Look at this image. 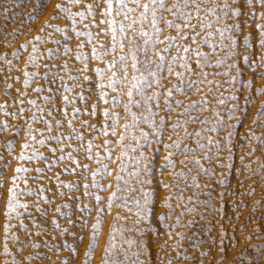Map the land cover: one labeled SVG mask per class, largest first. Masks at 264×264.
Returning a JSON list of instances; mask_svg holds the SVG:
<instances>
[{
    "label": "rangeland",
    "instance_id": "1",
    "mask_svg": "<svg viewBox=\"0 0 264 264\" xmlns=\"http://www.w3.org/2000/svg\"><path fill=\"white\" fill-rule=\"evenodd\" d=\"M89 4L96 10L94 17L86 10ZM97 4L0 0V264H102L109 247L108 264H264V115H258L264 113V47L259 43L264 29L255 27L264 24V5L206 0L203 8L209 11L199 16L210 26L196 28L195 43L180 39L175 28L161 22L164 43L148 46V55L159 63L154 55L159 53L171 63L177 48L163 51L172 43L165 39L170 36L177 37V46H199L212 65L202 70L221 73L207 77L220 86L201 84V91L186 94L174 91L183 107L173 102L172 111L157 97L148 102L149 112L137 104L130 111L124 107L136 75L130 67L133 33L127 31L129 39L121 49L119 25L124 21L116 15L118 6L114 3L112 15L102 16L105 5ZM225 4L241 15L228 12ZM163 16L181 23L172 13ZM112 19V27L100 23ZM237 24L240 30L233 27ZM143 28L152 31L150 24ZM184 34L193 33L185 29ZM135 46H144L141 37H135ZM125 55V65L108 67ZM137 55L144 60L143 52ZM187 55L200 72L195 54ZM98 68L105 70L102 75L96 73ZM174 70L183 71L175 65ZM164 75L167 88L180 85L175 76ZM110 79L120 81L116 91L96 87ZM184 80L196 81L197 76L186 74ZM153 91L165 89L145 88V95L137 94L134 100L143 105ZM101 92L106 94L103 99ZM202 97L211 104L190 109L199 119L184 125L200 135L173 132L177 120H188L181 115L184 108ZM105 110L118 116L114 129L103 116ZM161 117L167 131L160 128ZM206 118L208 123H201ZM158 129L160 136L155 135ZM178 138L179 155L166 164L164 157L177 150L164 145ZM22 154L28 159H20ZM13 187L16 197L10 210L8 190Z\"/></svg>",
    "mask_w": 264,
    "mask_h": 264
},
{
    "label": "snow or ice",
    "instance_id": "2",
    "mask_svg": "<svg viewBox=\"0 0 264 264\" xmlns=\"http://www.w3.org/2000/svg\"><path fill=\"white\" fill-rule=\"evenodd\" d=\"M72 3H76L79 4L82 2V0H71ZM206 2V0H173V3L171 6H169L168 0H98V4H97V8H99V4L103 3L105 5V7L103 8L102 11H100V15L102 16H110L113 13V6L114 3L115 5L118 6V9L116 11V15L118 16H123V21L121 22L119 25V32L121 34L120 36V47L121 49H123L124 45V41L128 40V36H127V31L128 30H132L133 36H132V43L134 45L133 50L131 51V59H132V63L130 65L131 69L133 70L134 73H136V75H133L132 80L133 83L131 84V87L128 89L127 91V95L129 97L128 103L124 105L126 110L130 111V108L132 105L137 104V106H141V107H145L147 109V111L151 112L152 109L149 106L148 102L151 100H156L157 97H160L162 99L165 100V106H166V111H172L173 110V102L175 103L176 106H180L183 107V101L180 100H175L174 97V91L175 92H184L185 94L187 93L188 90H195V91H201L202 89L200 88V85L203 84L205 86L210 85V84H214L217 88L220 86L219 82L215 81V80H209L207 79V77L209 75H221V73H215V74H210L207 72H204L202 69L205 67H211V63L209 61H207L206 59V55L202 52L199 51V46H197V48L193 49L191 47V45L189 44L188 46H177L175 44V41L177 39V37L174 36H170V37H165L166 40L171 41L172 43H169L168 47L163 49L164 52H168L172 47H176L177 48V56L175 57H171V63H169V61L166 59L165 56L160 55L159 53H154L155 56H157L159 58V63L156 62V60L152 59L149 55H148V46H152L154 47L156 43H164L163 40H160V36L163 33V29L159 26L161 22H163L165 24L166 27L168 28H175L178 34V37L182 40H190L192 43H195V41L199 38V33H197L195 30L197 27H206V26H210V25H205L203 23V19L199 16L200 12H205L207 13L209 11V9L203 8V4ZM234 2H239V0H234ZM259 3L261 5H264V0H247V4L248 5H253ZM57 8H60V5L56 6ZM225 9H227L228 12L232 13L233 15L239 16L241 15V12L237 9V10H233L231 8L230 5L225 4L224 5ZM86 10L89 12L90 15H93V17L96 15V10L93 9V6L91 4L86 6ZM139 10V16L136 17V13ZM61 11L67 12L68 9L67 8H62ZM211 11H214V9H212ZM163 13H172L173 16L176 18V20L181 21V23L177 24L175 23V21L173 20H165ZM78 15H80L81 17L84 16V13H78ZM253 16L256 15L255 12L252 13ZM136 17V18H134ZM197 20V24H193L192 20L193 19ZM127 22V23H125ZM100 23H106L108 24L110 27L114 26L116 24L115 19L112 20H102L100 21ZM145 24H150L151 25V32L145 31L143 28V25ZM135 25H138L139 27H134ZM236 30H240V26L234 25L233 26ZM257 30H262L264 29V24H257L256 26ZM185 29H187L189 32L193 33L191 36L184 34L185 33ZM56 31H62L59 27L55 28ZM75 29L73 28V31ZM113 41L117 40L116 37V29L113 27ZM81 35H83V33H80ZM221 37H223L224 33L223 31L220 32ZM139 36L143 39V47L140 46H135V37ZM35 39L39 40L40 37L37 36ZM231 39V38H229ZM245 42L247 43L248 41V37L246 36L245 38ZM89 41H91V34H89ZM204 44H207L208 41L204 40L203 41ZM260 46L264 47V32H262V38L260 40ZM82 46V45H81ZM103 47V45H102ZM36 49L34 48V51ZM67 51H70V49H66ZM112 51H115V43L113 44V47L111 49ZM139 52H143L144 53V60L141 61L137 55V53ZM180 53H184L185 55H180ZM189 53H194L195 57H197V59L195 60V63L197 65L198 68L201 69L200 72H196L192 66L190 61L193 60V56L192 55H187ZM93 54H95V49H93ZM105 55L107 54V52L104 53ZM213 54H215L213 52ZM228 55H234L233 53H228ZM79 59V57H77ZM97 58H101L99 56H97ZM202 59H203V63H202ZM128 60V56H121L119 58V61L114 62L112 65H109L108 67H114L116 66V64H120L121 66L125 65L126 62ZM245 62H249V57H244ZM218 64H222L223 60H220L217 62ZM138 65H140L143 68V71H141V67H138ZM174 65L178 66L179 68L183 69V71H175L174 70ZM122 70L124 71V78H127V69L122 67ZM97 74L102 75L104 73V69H96L95 70ZM165 73H167L168 75L171 76H175L177 78L178 81H180V85H183V87H181L180 85L177 84H173L171 88H167L166 85L162 84V81L166 78L165 77ZM186 74H190L192 76H197V80L193 81V80H188L187 82H185L184 77ZM264 75V74H262ZM116 76V73H113V77ZM85 80H88L89 77L85 76L84 77ZM120 81L115 80V79H110L109 83L107 85L101 83L96 85V87H99L101 89H103L104 87H108L111 88L113 91H116V88L114 87L117 83H119ZM25 83L27 84L28 81H25ZM195 85V88H194ZM148 88V89H152V88H156V89H165V91L163 92H158V91H153L151 93V95H149L147 97V100H145L143 102V105H139L137 101L134 100V96L139 94V95H145L144 89ZM259 91V90H258ZM208 92L210 94L214 95V91L212 88L208 89ZM106 94L101 92V99L104 98ZM83 98V97H82ZM67 101V97L64 98ZM233 99H235V97H233ZM34 103V102H33ZM218 103L220 105L224 104V100L221 99L218 101ZM211 104V101L202 97L200 99V101H193L191 102L186 108H184V112L181 113V115H187L188 116V120L185 121H181V120H177L173 125H172V130L173 132H176L177 129H180L182 131H184L186 133L187 136L191 137V136H199L200 133L199 132H188L187 128L184 127L185 124L189 123V122H196L199 118H193L191 116V112L190 109H194L197 108L198 105L203 106V108H207L208 105ZM157 107H159V104L157 103L156 105ZM95 107V106H93ZM264 107V106H262ZM76 112H79V109L75 110ZM93 115H95L96 113L93 112ZM214 115H218V113H213ZM258 115H264V113H258ZM103 116L105 117H109V119L112 121L109 124V127L111 128H115L116 124L118 123V116H114V114H111L108 110H105L103 113ZM133 118L137 119L134 114H133ZM146 119V118H145ZM59 123V122H57ZM83 123H87V122H83ZM201 123L203 124H207L208 123V119L206 118L204 121H202ZM69 124H71V121H69ZM160 128H162L164 131H167V124L166 121L163 117L160 118ZM153 126H155V122H153ZM94 127V126H93ZM127 127V125L125 126ZM216 129H212V131H215ZM105 135H108V132L105 131L104 132ZM111 135L115 136L116 132L113 130L111 132ZM142 137H144L145 139H147V133H141ZM156 136H160L161 135V131L158 129L157 132L155 133ZM78 139H82V137H78ZM124 137L121 136V140H123ZM161 143H163V141H160ZM41 144L44 143V141H40ZM105 143H109L108 141H106ZM182 146V138H178L176 141H173L171 144H166L164 145L165 148L168 149H176L177 151L173 152V151H169L168 154L164 157V160L166 162V164L171 163V157L173 155H179V149ZM199 147L203 148L204 145L203 144H199ZM26 147V145H25ZM187 151H192L191 148H187ZM89 151H91V144H89ZM158 151V149H157ZM69 159H71V153L68 154ZM91 159V157H89ZM0 159H3L2 157H0ZM20 159H28V157H24L23 154L21 155ZM61 159H63V157H61ZM103 159V158H101ZM185 161H181V163H185ZM197 164H199V161H196ZM77 166L79 167V164H77ZM173 167L175 166L174 164L172 165ZM88 165H84L85 169H88ZM105 169L107 168V165L104 166ZM123 167V165H121V168ZM17 172H26L27 169L24 168H18L16 170ZM40 171V170H38ZM72 171H75V169H73ZM110 174V173H109ZM96 175V173H93V177ZM117 179H119V177H117ZM14 183V181H13ZM2 186V185H0ZM85 187L87 188L88 186L85 185ZM10 195H9V203H8V207L11 210L13 208V205L11 203V201L13 199H15L16 197V190L15 187L11 188L8 190ZM145 195H150L149 193H146ZM115 198V193H113V197ZM101 198L99 196L96 197V200L99 201ZM111 199V198H110ZM21 207H25L27 208V205H20ZM110 207V205H109ZM57 211H59V209H57ZM100 211H103V209H101ZM97 224H99V221H97ZM58 226V225H57ZM93 227H97V225H93ZM110 251V247L109 248H105L104 252L105 255L102 258V264H108V253Z\"/></svg>",
    "mask_w": 264,
    "mask_h": 264
}]
</instances>
